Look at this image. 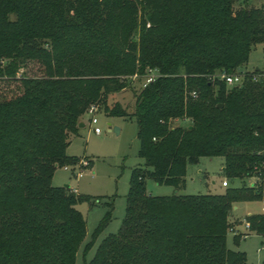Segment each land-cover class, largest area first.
<instances>
[{"label":"trees","instance_id":"trees-1","mask_svg":"<svg viewBox=\"0 0 264 264\" xmlns=\"http://www.w3.org/2000/svg\"><path fill=\"white\" fill-rule=\"evenodd\" d=\"M251 1L0 0V264H73L85 232L74 206L89 197L50 179L79 160L65 149L92 104L134 120L144 167L130 171L117 231L83 264H245L227 247L230 213L264 202L261 186L153 196L145 180L181 188L201 157H222L227 178L261 171L264 70L233 87L214 77L264 47V3ZM30 62L40 75L19 72ZM152 70L132 105L108 102ZM106 206L83 256L110 219ZM246 218L264 234L262 213Z\"/></svg>","mask_w":264,"mask_h":264},{"label":"rangeland","instance_id":"rangeland-1","mask_svg":"<svg viewBox=\"0 0 264 264\" xmlns=\"http://www.w3.org/2000/svg\"><path fill=\"white\" fill-rule=\"evenodd\" d=\"M261 3L264 0H252ZM251 1V2H252ZM256 68L264 70V47L257 45L249 54L248 61L243 69L252 71ZM19 72L28 76H38L41 69L36 63L30 62ZM158 75L156 70L149 72ZM132 75L130 86L124 90L113 93L110 98L117 100L122 105H132L133 91L140 89L146 83V77L137 78ZM96 126L100 132L94 134L88 125L89 115L83 114L80 121L83 126L77 127L76 133L69 136V143L65 153L69 156L78 157L73 169L66 165V169L57 167L53 170L50 184L52 186L67 185L77 194L86 195L89 201H82L74 207L84 218V237L76 249L73 264H83L88 261L99 241L106 235L115 233L120 225L124 214V196L128 189L130 171L133 167H144V159L138 157V140L136 138V124L133 119L120 117H107L97 110L94 114ZM189 121L181 123L186 125ZM110 130H107V127ZM113 127L117 131H113ZM88 161V164H82ZM222 157H201L197 163L187 165L185 185L175 188L167 184H158L151 178H146L145 186L148 194L163 196L171 194H196V193H222L226 187L222 186L223 180L228 182V187H247L249 178H227L222 172ZM81 171L79 176H75ZM111 202V216L105 227L97 234L89 249L82 255L83 245L91 238V233L99 220L107 210L106 203ZM234 206H237L235 209ZM264 202L261 199L241 201L235 203L230 216L243 219L247 215L260 214L263 212ZM240 229L243 227L240 226ZM228 231L226 243L231 250L245 253V264H263L264 249L262 248V234L251 230L246 238L238 237Z\"/></svg>","mask_w":264,"mask_h":264},{"label":"built area","instance_id":"built-area-1","mask_svg":"<svg viewBox=\"0 0 264 264\" xmlns=\"http://www.w3.org/2000/svg\"><path fill=\"white\" fill-rule=\"evenodd\" d=\"M252 71H247L244 69H238V70L231 72V73L218 72L214 75V77H216L220 80H223L228 87H233V86L241 85L243 83L245 75L247 73H252ZM156 76L157 75H153V74L148 73V75L146 77V83L145 84L152 81ZM251 76H252L253 80L258 79L257 74L252 73ZM97 110H98L97 106L92 104V105H89L84 112V114L89 115L88 125L90 126L91 131L94 134H98L100 132L99 128L96 126V118L94 117V114L97 112ZM263 154H264V151H263ZM86 163H87V161L86 162L82 161L83 165H85ZM66 167L67 166H63L64 169H66ZM80 172L81 171L78 169V172L75 174V176H79ZM247 178L251 179L248 186H251V187L261 186L263 188V192H264V161L262 163L261 171L258 174L254 173L252 176L247 177ZM221 184H222V186L228 187V182L225 180H223L221 182ZM72 191L75 192V190H72ZM262 209H263L262 215L264 216V206ZM240 226H242L243 228L240 229L239 228ZM228 231L231 232L233 235L239 236L240 238H246L249 234V231H250V222L247 220L246 217H244L243 219L238 218L229 226ZM262 237H263L262 248L264 249V234H262Z\"/></svg>","mask_w":264,"mask_h":264},{"label":"water","instance_id":"water-1","mask_svg":"<svg viewBox=\"0 0 264 264\" xmlns=\"http://www.w3.org/2000/svg\"><path fill=\"white\" fill-rule=\"evenodd\" d=\"M76 126L77 127H81V126H83V123L81 121H78V123H77ZM112 129H113L114 132L117 131V128L116 127H113ZM107 130H110V127L109 126L107 127ZM64 186L67 187V185H64Z\"/></svg>","mask_w":264,"mask_h":264},{"label":"crops","instance_id":"crops-1","mask_svg":"<svg viewBox=\"0 0 264 264\" xmlns=\"http://www.w3.org/2000/svg\"><path fill=\"white\" fill-rule=\"evenodd\" d=\"M244 68V66H242L240 69H243ZM244 70H246V69H244ZM224 187H226V186H224ZM75 193H76V191H75ZM234 208L236 209L237 208V206H234ZM230 219H231V222L233 223L235 220H236V217H230Z\"/></svg>","mask_w":264,"mask_h":264}]
</instances>
